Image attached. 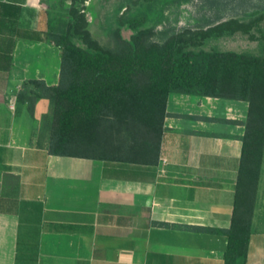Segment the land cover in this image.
Listing matches in <instances>:
<instances>
[{
    "label": "crops",
    "instance_id": "1",
    "mask_svg": "<svg viewBox=\"0 0 264 264\" xmlns=\"http://www.w3.org/2000/svg\"><path fill=\"white\" fill-rule=\"evenodd\" d=\"M47 10L0 0V264H224L248 102L170 94L155 164L51 155ZM246 264H264V146Z\"/></svg>",
    "mask_w": 264,
    "mask_h": 264
},
{
    "label": "trees",
    "instance_id": "2",
    "mask_svg": "<svg viewBox=\"0 0 264 264\" xmlns=\"http://www.w3.org/2000/svg\"><path fill=\"white\" fill-rule=\"evenodd\" d=\"M48 7L45 39L61 51L59 85L34 81L36 99L53 108L49 153L95 158L72 147L103 148L116 161L155 164L160 155L170 94L240 100L249 104L235 187L232 224L223 231L224 264H246L251 220L264 146V15L248 22L229 19L205 29L185 30L155 42L156 0H143L134 14L119 18L131 38L114 30L115 49L94 40L85 13L89 0ZM240 34L256 53L207 46Z\"/></svg>",
    "mask_w": 264,
    "mask_h": 264
},
{
    "label": "rangeland",
    "instance_id": "3",
    "mask_svg": "<svg viewBox=\"0 0 264 264\" xmlns=\"http://www.w3.org/2000/svg\"><path fill=\"white\" fill-rule=\"evenodd\" d=\"M38 1V0H37ZM41 1V0H40ZM45 1V0H44ZM58 5V11L63 0H48ZM43 2V1H41ZM143 0H89L85 3V13L89 23L88 29L94 40L105 49H115L116 43L113 32L121 30L125 39H130L132 32L119 25V18L123 15L134 14L142 7ZM158 17L153 23L155 35L153 41L163 43L169 37L182 31L191 29H205L216 23L237 19L248 22L264 15V0H156ZM71 1L64 3L70 7ZM62 6V5H61ZM208 47H215L221 51L251 52L258 51L255 42L247 40L240 34L211 42ZM53 109L47 116H43L38 129H46L52 125ZM101 151H99V150ZM82 151L93 156H102L103 148H77L71 151Z\"/></svg>",
    "mask_w": 264,
    "mask_h": 264
}]
</instances>
